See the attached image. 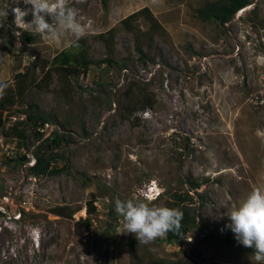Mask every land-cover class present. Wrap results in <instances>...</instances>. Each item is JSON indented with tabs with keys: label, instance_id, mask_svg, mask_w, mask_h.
Masks as SVG:
<instances>
[{
	"label": "rangeland",
	"instance_id": "obj_1",
	"mask_svg": "<svg viewBox=\"0 0 264 264\" xmlns=\"http://www.w3.org/2000/svg\"><path fill=\"white\" fill-rule=\"evenodd\" d=\"M204 1L68 0L90 62L42 77L31 59L48 66L75 37L33 35L12 12L27 11L28 23L31 5L0 0L8 9L0 16V82L8 85L0 115L3 128L15 121L23 129L13 136L0 126V264H264L214 229L264 189V0L224 22L196 15ZM142 6L156 29L143 13L121 22ZM108 29L109 44L98 36ZM30 102L47 116L42 133L38 120L36 133L32 121L21 122L23 110L35 116ZM48 133L60 135L51 160L59 169L32 174ZM152 182L154 199L143 194ZM90 193L95 209L87 213ZM136 197L185 207L194 222L183 240L143 245L126 233L115 200ZM57 205L71 215L53 212Z\"/></svg>",
	"mask_w": 264,
	"mask_h": 264
},
{
	"label": "clouds",
	"instance_id": "obj_2",
	"mask_svg": "<svg viewBox=\"0 0 264 264\" xmlns=\"http://www.w3.org/2000/svg\"><path fill=\"white\" fill-rule=\"evenodd\" d=\"M23 3L31 5L32 20L26 23L24 17L28 12L15 7L12 12L16 26L26 25V30L33 35L46 36L53 42L64 34H71L75 37L73 44L78 46L85 29L78 21V11L69 6L68 0H23ZM0 16L7 18L8 9L0 10ZM7 87V83L0 82V98ZM115 212L123 218L125 232L133 234L143 245L152 244L170 232L181 234L184 214L179 208L150 206L140 197L126 201L117 198ZM227 216L230 223L224 227L231 230L240 245L254 250L256 262L264 261V189L254 188Z\"/></svg>",
	"mask_w": 264,
	"mask_h": 264
},
{
	"label": "trees",
	"instance_id": "obj_3",
	"mask_svg": "<svg viewBox=\"0 0 264 264\" xmlns=\"http://www.w3.org/2000/svg\"><path fill=\"white\" fill-rule=\"evenodd\" d=\"M103 2L105 0H102ZM250 0H205L202 4H200L196 10V15L201 19H214L219 22H224L228 20L237 9L243 7L244 5L248 4ZM139 13H143L146 15V17L149 20L150 28L156 29L159 26V22L156 20V18L149 12L148 8L146 6H142L141 8L134 10L127 14L125 17L121 19V22H123L126 18L133 17ZM26 38L30 39L31 36L26 34ZM99 37H101L104 42L110 43L112 39V31L111 29H108L106 32H101L98 34ZM106 60H110L108 57L105 58ZM31 61L40 67L42 70L44 68V71L42 73V77H44L46 74H48L52 69L58 70V71H64L67 74H75L79 72V70H85L88 67V64L90 62V59L86 56V48L82 47L79 43L78 46H75L73 42L70 44V47L63 48L59 50L58 52H55L51 56V63L46 66L42 60V58L38 59H31ZM24 72H16V76L23 75ZM38 83H40L38 81ZM18 87H20L18 85ZM28 107L31 108L32 113L35 114V116H30L29 112L22 111L25 113V118L21 120V122L25 123L26 125L30 122L33 127V132L36 133V130L34 129V126L36 125V121L38 120L39 124L46 121L47 116L45 113L33 102L28 103ZM18 122H12L5 128H3V119L0 115V126L2 127V130L6 135H13V136H21L23 133V129L17 128ZM59 134L56 133H48L46 136L42 138V141L40 142L39 146L34 150L32 154V162L28 165V170L32 174H44V173H52L57 171L59 168L53 166L51 164V160L53 158L52 155V149L53 147H56L59 142ZM20 159H25V154L19 155ZM95 198H93L92 193L89 194V198L86 200V212L90 213L95 209V205L93 204ZM65 206H54L52 207V211L62 215V216H70L72 210H65ZM66 208V207H65ZM184 216L183 220L181 222L182 228H181V234L176 235L173 233H168L165 237L168 241L173 242H180L183 240L186 232L188 231L189 227L193 224L194 218L190 215L188 210L185 207L179 208ZM230 223V221L223 223L220 226H214V229L219 232L218 239L228 245H232L234 247H237L239 249L245 250L246 252L253 254L252 248H246L242 245H240L236 239L234 234L231 232L230 229L225 228L224 226L226 224ZM171 264H179L178 262H171Z\"/></svg>",
	"mask_w": 264,
	"mask_h": 264
},
{
	"label": "built area",
	"instance_id": "obj_4",
	"mask_svg": "<svg viewBox=\"0 0 264 264\" xmlns=\"http://www.w3.org/2000/svg\"><path fill=\"white\" fill-rule=\"evenodd\" d=\"M47 125H48L47 122L44 121L41 124L37 125L36 128H37V130H39V132L42 133L46 129ZM154 186H155V188H154ZM143 194L148 196V197H151V198L156 196L158 194V190H157L156 185L153 182L150 183V185L147 186V189L143 192Z\"/></svg>",
	"mask_w": 264,
	"mask_h": 264
}]
</instances>
